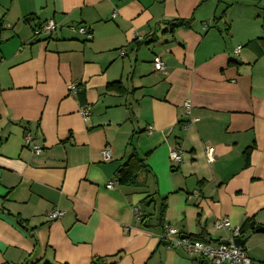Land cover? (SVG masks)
<instances>
[{
  "label": "crops",
  "instance_id": "obj_1",
  "mask_svg": "<svg viewBox=\"0 0 264 264\" xmlns=\"http://www.w3.org/2000/svg\"><path fill=\"white\" fill-rule=\"evenodd\" d=\"M133 152L145 186H119ZM163 198L164 227L216 245L227 218L264 264V0H0V264H205L161 239Z\"/></svg>",
  "mask_w": 264,
  "mask_h": 264
},
{
  "label": "built area",
  "instance_id": "obj_2",
  "mask_svg": "<svg viewBox=\"0 0 264 264\" xmlns=\"http://www.w3.org/2000/svg\"><path fill=\"white\" fill-rule=\"evenodd\" d=\"M56 28L54 22L48 21L45 24L41 25L38 30L35 31V34L38 35L40 33L49 34L54 31ZM78 32L82 35H85L87 38H90V33L84 29L79 28ZM239 47L237 48V50ZM152 65L155 71H163L164 64L161 61L160 57L154 56L152 59ZM68 90L71 92L75 91V87L70 85L68 86ZM184 108L187 112H189L190 105L189 103H184ZM79 114L82 119L87 120L89 116L88 108H82L79 110ZM152 128L149 127L148 134H150ZM24 146L29 148L30 151L34 154L41 153V148L32 143V138L29 134H26L24 137ZM213 148L208 147L206 149V158L208 161H212L213 159ZM100 159L103 162H108L111 159V153L107 148H104L100 151ZM169 159L173 163H178L181 160V153L172 150L169 155ZM112 182H109L106 185V188H112ZM134 219L139 221L140 215V207H133ZM63 213L61 211H51L48 213V220H56L62 217ZM215 229L218 230H227L230 233L229 239H227V243L224 244H216L212 245L210 243H204L201 241H196L190 239L188 237L180 235V233L173 227H164V231L162 233L161 239L165 241L167 247L174 249H181L188 255H194L199 257L200 259L205 261V264H253L250 257L247 255L246 250L243 246H238L234 243V240L240 238L239 236V228L231 226L229 220L227 218H221L216 220L213 223Z\"/></svg>",
  "mask_w": 264,
  "mask_h": 264
},
{
  "label": "trees",
  "instance_id": "obj_3",
  "mask_svg": "<svg viewBox=\"0 0 264 264\" xmlns=\"http://www.w3.org/2000/svg\"><path fill=\"white\" fill-rule=\"evenodd\" d=\"M149 42H147L148 44ZM112 89H114L116 92H121L120 85L114 84L111 86ZM251 148H248L244 151V158L245 162L248 161V156L250 153ZM149 173V169L144 163L143 160H141L135 152L131 153L127 159L123 162V164L120 166V169L116 175V182L119 186H128V187H144L145 186V175ZM142 177V179H141ZM148 203L147 208L155 203V200L152 199V197H149V199H144L141 201L139 207H140V215H139V221L140 224L143 225L144 220L148 218L146 215V207L144 208L145 204ZM166 212V204L165 199H161L159 201V210H158V218H157V226L160 230V234L164 231V217ZM243 233L241 232V229H239V236L242 237ZM190 239L196 240V241H203L206 242V237L203 235L198 236H187ZM39 264V263H35Z\"/></svg>",
  "mask_w": 264,
  "mask_h": 264
},
{
  "label": "water",
  "instance_id": "obj_4",
  "mask_svg": "<svg viewBox=\"0 0 264 264\" xmlns=\"http://www.w3.org/2000/svg\"><path fill=\"white\" fill-rule=\"evenodd\" d=\"M226 9V5L224 4H219L216 11H215V14H214V18L215 20H219L222 16V13L223 11ZM27 21H30L32 19H26ZM35 26H38V24H36ZM137 44H135L134 46H136ZM133 48V46L131 47ZM146 206V205H145ZM144 206V208H145ZM250 229L251 230H254L256 233H264V228L261 227V226H258V225H254L253 223L250 224ZM224 243H227V241H223L221 242V244H224ZM234 243L238 246H243V244L245 243V240L244 239H241V238H237L234 240Z\"/></svg>",
  "mask_w": 264,
  "mask_h": 264
},
{
  "label": "rangeland",
  "instance_id": "obj_5",
  "mask_svg": "<svg viewBox=\"0 0 264 264\" xmlns=\"http://www.w3.org/2000/svg\"><path fill=\"white\" fill-rule=\"evenodd\" d=\"M157 202V201H156ZM153 207H155L156 208V206H154V205H152ZM156 210V209H155Z\"/></svg>",
  "mask_w": 264,
  "mask_h": 264
}]
</instances>
